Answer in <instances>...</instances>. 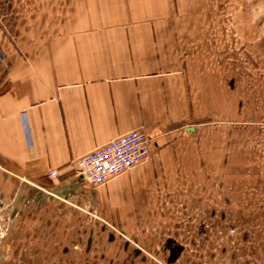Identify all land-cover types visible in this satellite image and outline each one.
Listing matches in <instances>:
<instances>
[{
  "label": "crops",
  "instance_id": "0c3cea01",
  "mask_svg": "<svg viewBox=\"0 0 264 264\" xmlns=\"http://www.w3.org/2000/svg\"><path fill=\"white\" fill-rule=\"evenodd\" d=\"M197 6L12 0L15 40L4 43L0 62V177L61 191L87 187L119 228L152 218L160 193L196 176L200 159L210 163V147L198 152L208 144L206 121L215 110L221 120L227 114L219 80L196 56L211 43V27L190 19ZM135 129L152 138L145 160L95 188L74 176L73 160ZM226 137L224 130L218 160ZM50 169L61 172L58 182L46 178Z\"/></svg>",
  "mask_w": 264,
  "mask_h": 264
},
{
  "label": "rangeland",
  "instance_id": "374dc122",
  "mask_svg": "<svg viewBox=\"0 0 264 264\" xmlns=\"http://www.w3.org/2000/svg\"><path fill=\"white\" fill-rule=\"evenodd\" d=\"M197 2L190 19L211 27V43L196 56L219 80L227 109L225 120L215 110L205 124L208 144L198 152L210 147V163L200 159L196 176L160 193L145 225L142 219L120 228L102 217L87 187L61 191L51 182L52 189L1 176L0 264H147L124 250L133 243L155 248L158 237V264H168V235L183 244L171 264H264V0ZM11 8L12 0H0V62L4 43L15 40ZM224 130L226 151L218 160Z\"/></svg>",
  "mask_w": 264,
  "mask_h": 264
},
{
  "label": "built area",
  "instance_id": "2783aa9c",
  "mask_svg": "<svg viewBox=\"0 0 264 264\" xmlns=\"http://www.w3.org/2000/svg\"><path fill=\"white\" fill-rule=\"evenodd\" d=\"M151 141L152 138L144 130H131L73 160L71 170L81 183L95 188L145 160ZM61 176L57 169L46 173L51 182H58Z\"/></svg>",
  "mask_w": 264,
  "mask_h": 264
},
{
  "label": "flooded vegetation",
  "instance_id": "af4514ba",
  "mask_svg": "<svg viewBox=\"0 0 264 264\" xmlns=\"http://www.w3.org/2000/svg\"><path fill=\"white\" fill-rule=\"evenodd\" d=\"M147 221L140 222V224L145 225ZM147 230V229H145ZM142 231H144V226ZM144 233V232H143ZM129 241H131L132 238L125 237ZM147 239V238H146ZM158 240L160 241L159 245L158 242L156 243V247H145L146 243L144 244H135L133 243V240L131 241L134 245H136L135 249H132L131 247L126 248L124 250L125 252V257H128L130 259L135 260H143L145 262H148L147 264H158L159 258H161L160 254L162 255L163 253V240H161L160 237H158ZM135 242V240H134ZM143 245V246H142ZM145 245V246H144ZM165 254H167L168 257V264L173 263L174 261L178 260V257L180 256V253L183 250V244L178 240L177 237L168 235L167 238H165ZM82 255H80L81 257ZM140 258V259H139ZM152 261V263L150 262ZM85 264H89L86 262ZM92 264V263H91ZM130 264V263H129Z\"/></svg>",
  "mask_w": 264,
  "mask_h": 264
},
{
  "label": "water",
  "instance_id": "95a60500",
  "mask_svg": "<svg viewBox=\"0 0 264 264\" xmlns=\"http://www.w3.org/2000/svg\"><path fill=\"white\" fill-rule=\"evenodd\" d=\"M190 129H192V127H190Z\"/></svg>",
  "mask_w": 264,
  "mask_h": 264
}]
</instances>
